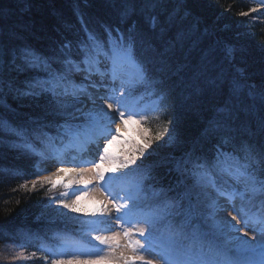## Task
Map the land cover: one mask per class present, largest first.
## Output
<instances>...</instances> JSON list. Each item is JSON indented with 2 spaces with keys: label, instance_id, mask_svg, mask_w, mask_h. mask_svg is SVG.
<instances>
[{
  "label": "snow or ice",
  "instance_id": "1",
  "mask_svg": "<svg viewBox=\"0 0 264 264\" xmlns=\"http://www.w3.org/2000/svg\"><path fill=\"white\" fill-rule=\"evenodd\" d=\"M119 2L124 28L105 26L100 36L85 27L84 37L75 45L62 43L55 56H43L28 46L0 44V62L15 71L44 74L30 81L25 93L51 97V109L45 113L48 122L34 128V133L53 144L56 140L79 144L82 151L89 144L97 147L98 160L79 161L90 165V175L85 178L83 168L74 171L85 187L95 183L103 196L86 225L89 233H109L94 237L107 251L97 247L83 258L61 255L52 264H264V84L249 83L239 69L232 71L217 62L213 50L194 71L178 63L188 33L177 27L179 14L169 9L170 0ZM260 3L264 5V0ZM231 56L232 50L226 49L224 60ZM186 69L188 99L198 106L210 94L216 102L200 139L175 161L183 178L178 187L156 186L151 174L131 185L126 182L128 173L112 175L136 158L117 163L109 153V145L117 139L115 135L107 139L111 125L117 117L125 126L148 119L133 102V93L150 84L154 71L178 75ZM76 75L82 78L77 81ZM44 129H55L56 136L49 137ZM115 132L119 134L120 128ZM162 135L158 132L155 138ZM77 191L84 194L74 189L68 195ZM80 198L57 203L79 213L84 211L76 206ZM242 229L246 230L240 235ZM121 239L125 243H119Z\"/></svg>",
  "mask_w": 264,
  "mask_h": 264
},
{
  "label": "trees",
  "instance_id": "2",
  "mask_svg": "<svg viewBox=\"0 0 264 264\" xmlns=\"http://www.w3.org/2000/svg\"><path fill=\"white\" fill-rule=\"evenodd\" d=\"M120 7L119 0H0V44L9 48L28 46L43 56H55L62 43L71 41L75 45L84 37L85 27L100 36H104L105 26L124 28ZM169 9L179 14L177 27L188 33L178 63H186L194 71L200 59L213 50L217 62L232 71L240 66L249 83L258 87L264 84V5L260 0H170ZM229 48L230 63L224 60ZM72 52L76 59L75 47ZM58 67L53 64V68ZM43 75L28 69L15 71L0 62V249L3 245L20 246L24 252L36 253L35 258L37 253L47 254L48 244L60 243L57 234L61 230H72L84 221L76 216L69 221V215L48 220L55 215L48 203L54 191L38 177L37 164L51 152L53 143L39 138L33 129L48 122L45 113L51 109V97L39 92L25 94L29 82ZM189 76L188 69L178 75L154 71L150 84L133 93L137 107L152 99L157 102L155 110L144 111L148 119L131 123L129 135L117 142L138 152L143 149L142 155L136 153L134 164L117 169L120 175L128 173V178L138 180L151 174L156 186L178 187L183 178L176 171L175 161L200 139L216 102L205 94L200 104L194 105L188 99ZM135 119L139 121V116ZM44 131L49 137L56 136L55 129ZM158 132L163 133L159 140L155 138ZM121 153L118 149L110 154L121 162Z\"/></svg>",
  "mask_w": 264,
  "mask_h": 264
},
{
  "label": "rangeland",
  "instance_id": "3",
  "mask_svg": "<svg viewBox=\"0 0 264 264\" xmlns=\"http://www.w3.org/2000/svg\"><path fill=\"white\" fill-rule=\"evenodd\" d=\"M255 10V9H253ZM186 11H183V13H185ZM235 70V69H234ZM78 75H76L74 77V79H79L77 78ZM156 101L152 100L150 103H148L147 107L152 110L155 107ZM140 110V108H139ZM115 115V114H114ZM130 125L131 123H129L128 125H124L122 124L118 117L116 120V123H113L111 125L112 128V133L108 136L107 139H111L112 135L117 136V139L111 143L109 145V153H113L115 154L116 151H118V149H121L122 153H131V154H135V158L137 159L138 157L136 156V153L139 154V152H141V150L138 152L136 150V148H132V146L127 145V144H123V145H116L118 141L122 140L125 136L129 135V131L130 130ZM119 127L120 128V132L119 134H117L115 132V129ZM138 127V126H135ZM141 128L137 129L140 130ZM134 138L136 139V136H134ZM106 141L104 140V143ZM137 143V142H136ZM75 146L74 143H69L68 140H66L60 147H54L52 152L45 157L42 162H38L37 167L40 168V175H38V177L40 179H45V181L50 185V189L52 191H54L51 194V200L48 202L50 205V210H52V212H55V215H53L51 218H55V216L60 215L61 217L66 215H69V217H73V216H84L88 219L87 221L93 219V217L90 215L91 211H93L94 209L100 207V205L97 203L98 200H102L103 196L101 195V192L97 189L95 183L88 185L87 187H85V185L81 182L80 177L77 176L75 181H68V180H59L57 175L51 174L50 173V168L57 166L59 168L61 167H77V168H83L84 171V176L85 178H87L90 173L87 171V169L90 167L89 164H81L79 163V161L81 159H78V162H76V158L74 157H70V152L72 150V147ZM144 147V146H143ZM125 148V150L123 149ZM126 148H128V150H126ZM141 149V148H140ZM58 151H61L59 153ZM143 152V149H142ZM120 154V158L121 161L129 158L124 154ZM58 155H62L64 156L67 161H59L57 160V156ZM94 155V159L93 160H98L99 157L96 155V153H93ZM119 155V154H116ZM113 156V155H112ZM135 159V161H136ZM69 160V161H68ZM90 160V159H89ZM119 162V161H117ZM46 163H49L48 166H46ZM105 167H107V165H104ZM59 168H55L57 170H59ZM51 181H55L56 182V186L53 187ZM126 182L128 183V181L126 180ZM129 184V183H128ZM64 185H69L68 188H65ZM57 189V191H56ZM74 189H79L83 191V195H81L80 191H77L75 195H68V193H71ZM79 195L81 198L77 201V207L83 209V212H72L70 209L64 208L61 204H58L57 201L58 200H63L65 203H71V201L73 199H76V196ZM70 213V214H69ZM74 213V214H71ZM86 213V214H85ZM225 215L227 216V213H225ZM229 220L231 219L230 216L227 217ZM86 221V222H87ZM86 222H83V224L81 225V227H78L77 229L80 230L81 234L85 235V239H91L92 243H87L83 240L78 239L75 236L70 235L71 237H67V235L63 236V243H58L56 245H54L57 249V252H54L53 250H51V247L47 246V255H43L42 253L40 255L37 256L38 258H35L36 253L30 251V252H24L22 250H20V246H15V245H9V246H5L3 245V247L0 249V264H36L38 260L42 261V264H52V260L53 259H59L61 257V255L67 259L68 256L71 255H80L81 258H83L86 254H92L94 252L95 248H104L105 251H107L106 246L104 245H100L99 241H96L94 239V237L96 235H108L109 233H98V232H91L89 233L87 225L84 226V224H86ZM80 223V222H79ZM233 223H235V221H233ZM246 229H242L240 235H243V231H245ZM251 235V233H250ZM68 238V239H67ZM137 238V237H135ZM119 243L123 244L125 243V241L123 239H121L119 241ZM86 247V248H85ZM50 250V251H49ZM120 249H117V252H119ZM53 252L55 254H53ZM51 254L50 255H48ZM100 255H103V252L99 253ZM146 256H148V258H154V254H147L145 253ZM101 264H117L116 261H103L101 262Z\"/></svg>",
  "mask_w": 264,
  "mask_h": 264
},
{
  "label": "bare ground",
  "instance_id": "4",
  "mask_svg": "<svg viewBox=\"0 0 264 264\" xmlns=\"http://www.w3.org/2000/svg\"><path fill=\"white\" fill-rule=\"evenodd\" d=\"M88 146L89 145H87L86 147L88 148ZM79 149L81 150V147L78 144V150ZM59 152H61V151H58V153ZM59 154H62V153H59ZM57 157H58L57 160H59L61 162L66 160V158L64 156H62V155H58ZM48 165H49V163H46V166H48ZM55 168H59V167H57V166L51 167L49 171H50L51 174L57 175L59 180L75 181L76 177L78 176L76 171H74L76 169H79L77 167H61V168L65 169L64 172H58V170L55 169Z\"/></svg>",
  "mask_w": 264,
  "mask_h": 264
}]
</instances>
